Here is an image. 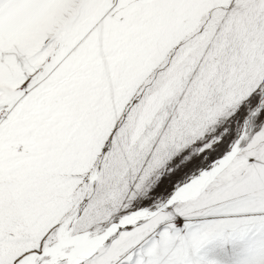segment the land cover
<instances>
[{"label":"snow or ice","instance_id":"1","mask_svg":"<svg viewBox=\"0 0 264 264\" xmlns=\"http://www.w3.org/2000/svg\"><path fill=\"white\" fill-rule=\"evenodd\" d=\"M0 264H264V0H0Z\"/></svg>","mask_w":264,"mask_h":264}]
</instances>
